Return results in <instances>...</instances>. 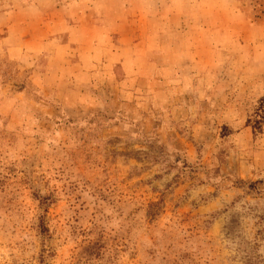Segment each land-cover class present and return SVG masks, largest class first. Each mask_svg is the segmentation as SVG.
<instances>
[{
	"label": "rangeland",
	"instance_id": "obj_1",
	"mask_svg": "<svg viewBox=\"0 0 264 264\" xmlns=\"http://www.w3.org/2000/svg\"><path fill=\"white\" fill-rule=\"evenodd\" d=\"M0 264H264V0H0Z\"/></svg>",
	"mask_w": 264,
	"mask_h": 264
}]
</instances>
